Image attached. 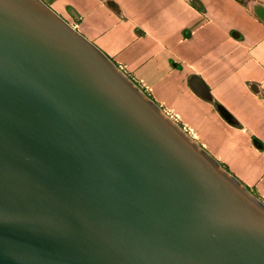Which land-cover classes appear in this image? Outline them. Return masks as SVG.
<instances>
[{
    "label": "water",
    "instance_id": "1",
    "mask_svg": "<svg viewBox=\"0 0 264 264\" xmlns=\"http://www.w3.org/2000/svg\"><path fill=\"white\" fill-rule=\"evenodd\" d=\"M0 264H264V203L43 0H0Z\"/></svg>",
    "mask_w": 264,
    "mask_h": 264
},
{
    "label": "rangeland",
    "instance_id": "2",
    "mask_svg": "<svg viewBox=\"0 0 264 264\" xmlns=\"http://www.w3.org/2000/svg\"><path fill=\"white\" fill-rule=\"evenodd\" d=\"M43 1L264 203V0Z\"/></svg>",
    "mask_w": 264,
    "mask_h": 264
},
{
    "label": "crops",
    "instance_id": "3",
    "mask_svg": "<svg viewBox=\"0 0 264 264\" xmlns=\"http://www.w3.org/2000/svg\"><path fill=\"white\" fill-rule=\"evenodd\" d=\"M94 43H95V42H94ZM96 44H97V43H96ZM97 45H98V44H97ZM98 46H99V45H98ZM99 48H100L101 50H103L104 53L109 57L110 54L108 55L102 47L99 46ZM208 150L211 151L210 149H208ZM212 154H213L215 157H217L215 152L212 153ZM217 158H218V157H217ZM238 177H239V176H238Z\"/></svg>",
    "mask_w": 264,
    "mask_h": 264
}]
</instances>
